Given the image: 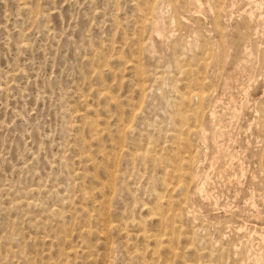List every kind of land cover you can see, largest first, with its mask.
<instances>
[{"label": "rangeland", "instance_id": "obj_1", "mask_svg": "<svg viewBox=\"0 0 264 264\" xmlns=\"http://www.w3.org/2000/svg\"><path fill=\"white\" fill-rule=\"evenodd\" d=\"M0 264H264V0H0Z\"/></svg>", "mask_w": 264, "mask_h": 264}, {"label": "bare ground", "instance_id": "obj_2", "mask_svg": "<svg viewBox=\"0 0 264 264\" xmlns=\"http://www.w3.org/2000/svg\"><path fill=\"white\" fill-rule=\"evenodd\" d=\"M182 21H183V20H182ZM160 32H161V31H160ZM198 95H199V94H198ZM200 95H201V94H200ZM200 189H201V188H199V190H200ZM201 191H202V189H201ZM201 191H200V192H201ZM191 212H192V211H191ZM187 214H188V212H187Z\"/></svg>", "mask_w": 264, "mask_h": 264}]
</instances>
